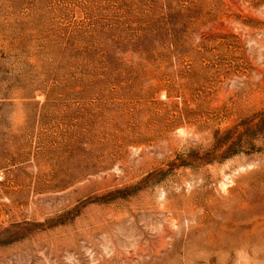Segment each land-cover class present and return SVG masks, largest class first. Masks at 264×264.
Returning <instances> with one entry per match:
<instances>
[{
    "label": "rangeland",
    "instance_id": "obj_1",
    "mask_svg": "<svg viewBox=\"0 0 264 264\" xmlns=\"http://www.w3.org/2000/svg\"><path fill=\"white\" fill-rule=\"evenodd\" d=\"M0 264H264V0H0Z\"/></svg>",
    "mask_w": 264,
    "mask_h": 264
}]
</instances>
